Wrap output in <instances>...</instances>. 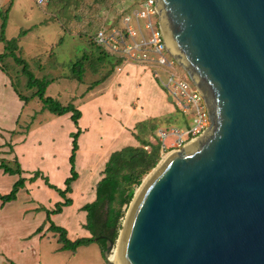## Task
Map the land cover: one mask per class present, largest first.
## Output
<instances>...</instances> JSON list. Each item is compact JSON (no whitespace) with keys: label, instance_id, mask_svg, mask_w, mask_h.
<instances>
[{"label":"water","instance_id":"obj_1","mask_svg":"<svg viewBox=\"0 0 264 264\" xmlns=\"http://www.w3.org/2000/svg\"><path fill=\"white\" fill-rule=\"evenodd\" d=\"M156 8L211 126L143 181L105 257L120 245L118 264H264V0Z\"/></svg>","mask_w":264,"mask_h":264},{"label":"rangeland","instance_id":"obj_2","mask_svg":"<svg viewBox=\"0 0 264 264\" xmlns=\"http://www.w3.org/2000/svg\"><path fill=\"white\" fill-rule=\"evenodd\" d=\"M143 1L145 0H49L48 3L39 5L36 0H14L13 3L15 5L18 3V5L14 6L15 9L10 14L5 37L7 39H18L21 48L18 52V57L28 63L30 71L36 78L50 82L46 90V96L58 100L62 105L74 103L73 99L75 97H77L79 105H86L87 100L85 98L82 99L81 96L86 93L87 88L93 89L95 82L107 78L97 88L113 90L116 93L118 104L122 105L123 119L127 118L131 112L128 107L133 110L132 119H141L142 116H144V119L146 117H161L147 121L139 129H130L135 137L138 135L142 140L156 146L159 140L155 138V132L159 129L183 128L186 123V116L180 113L172 102L168 101L170 96L159 80L153 76V68H145L131 60L111 56L94 43V38L99 30L111 32L122 29L123 18L137 10ZM0 46L4 47L5 44L3 43ZM82 60L84 81L80 83L72 80L73 78L70 79V77H74L72 72L73 64ZM13 62V59L5 61V65L9 70H11L10 63ZM126 64H132L131 66H134L135 70L140 72L139 76L144 78V83L140 82L141 84L139 83L138 86L133 82L132 67L130 65H127V68L125 67L124 71L120 72ZM175 68L179 74L187 76L177 62ZM119 78H127L129 80L121 82L122 84L115 82ZM25 79L27 80V77L24 76L22 81L20 79L16 80L17 87L30 96L37 89H31V92L27 91L24 87ZM138 88L145 92L142 97L137 95ZM107 90L104 91L101 98L104 96L108 97L109 91ZM33 101L32 107L35 109L43 106L37 97ZM114 105L111 100L101 103L102 117L107 113L106 109L115 111ZM84 111L86 118L83 125H91L92 128L95 126L94 133L87 135L82 140L79 170L83 180H86L90 175V171H93L92 174L95 173L94 163L100 157V155H95L93 152L94 142L92 138L97 137L98 132L102 131L101 134H105L107 137V139L104 137L102 140L105 143L112 144V140L116 139L115 146H119L116 151L121 148L120 145L125 142V138L117 136L119 128L116 122L113 121L115 119L110 117L111 114H108L110 116H107V118H101V123H98L93 118V114L98 116L100 113L98 108L96 109L90 103L84 106ZM153 127H155V130H153ZM173 139V136L169 137L166 143L170 144ZM149 147V151H151V146ZM172 150L174 149L167 148L163 152V145L161 144L157 166L172 153ZM100 166L101 163H97L98 169ZM150 173L144 177L143 181ZM101 176L103 178V172ZM140 186H135V193ZM129 207L130 205L124 206L126 214ZM125 217L123 220H125ZM44 221L40 224L43 225ZM122 229L119 231L117 240ZM58 238L59 235H55L50 231L45 232L43 239H41L42 249L56 253L61 245L58 242ZM90 247L102 248L98 242L92 243ZM81 252L77 255L70 253L59 255L56 253L47 264H84V259H87V255ZM101 253L102 264H110L102 250Z\"/></svg>","mask_w":264,"mask_h":264},{"label":"crops","instance_id":"obj_3","mask_svg":"<svg viewBox=\"0 0 264 264\" xmlns=\"http://www.w3.org/2000/svg\"><path fill=\"white\" fill-rule=\"evenodd\" d=\"M13 2L14 0H0V11H5L10 7L6 29L10 21V14L14 11V6L18 5V3L15 5ZM1 23L0 19V30ZM8 40L11 39L8 38ZM1 44L3 43L0 42ZM4 47L0 46V54L4 53ZM11 59L7 58L6 61H11ZM10 64L11 70L5 66L6 71H4L0 66V164L3 161L15 163L18 160L22 169V177L26 179V185L25 188L19 191L15 201L3 204L0 200V264H43L44 262L47 264L56 253L59 255L66 253L77 255L81 251L87 255L84 264H102L101 250L103 252V249L91 248V244L78 248L75 253L62 251L61 245L56 253L42 249L41 239H43L45 232H49L50 227V224L46 221L47 214L44 209H55L56 204L62 202L63 199L55 190L50 189L43 179L40 178L34 183L29 180L35 172L39 171L45 177H48L52 185L62 190L65 189V181L70 176L71 169L69 158L72 150V138L70 135L76 132L77 128L71 120V113L64 116H55L45 110L43 106L39 109L32 107V102L34 103L33 100L36 97L32 98L33 94L29 96L17 87L16 80L20 79L22 81L24 79L21 67L16 65L15 62ZM127 65L131 66L132 64L124 65L120 72H123ZM131 67L133 82L139 86L140 82L144 83V78L139 76L140 72L135 70L134 66ZM127 80L129 79L119 78L115 82L123 83ZM24 81H26L25 89L31 92L27 88V80ZM98 86L94 87L96 89L87 88L86 93L81 96L82 99L87 100L84 106L92 103L96 109L100 110L98 116L93 114L95 122L101 123V118L109 117L108 114H111L110 117L115 119L113 121L116 122L119 128L117 136L125 138V142L120 145L121 148L117 151L129 146L138 147L140 143L130 129L134 130L141 122L161 117H146L144 119V116H142L141 119H132L133 110L128 107L131 112L127 118L123 119L122 105L118 104L116 93L113 90L109 91V89H98ZM106 90L109 91L108 97L101 98ZM19 94L30 98V101H23ZM144 94L145 92L138 88L137 95L142 97ZM76 98L73 99L74 103L69 104L75 105L82 113L79 127L83 133L79 138V151L76 159L79 179L73 183L72 193L67 195L72 199L73 204L65 207L61 214L51 216V220L56 226L67 230L68 238L71 241L92 237L91 232L85 229L87 212L83 211L82 208L96 200L95 190L98 182L102 179L101 173L111 154L116 152V148L119 147L115 146V138V140H112V144L102 141L104 137L106 139L107 137L105 134H101L102 131H99L97 137L92 138L94 142L93 152L95 155H100L98 161L94 163L95 173L92 174L93 171H90L89 177L83 180L79 170L82 140L87 135L94 133L95 126L92 128L91 125H83L86 118L84 106L79 105ZM108 100L113 101L115 104V111L106 109L107 113L102 117L101 103ZM97 163H101L99 169ZM19 179V175L6 174L3 169H0V195L9 194ZM42 221H44L43 225L40 224ZM39 225L44 228L41 233L37 232L41 227L38 228ZM70 259L72 260V258Z\"/></svg>","mask_w":264,"mask_h":264},{"label":"trees","instance_id":"obj_4","mask_svg":"<svg viewBox=\"0 0 264 264\" xmlns=\"http://www.w3.org/2000/svg\"><path fill=\"white\" fill-rule=\"evenodd\" d=\"M9 12L10 7L5 11H0V19L2 21L0 42L5 44V51L0 55V66L6 71V65H4V63L7 58H12L15 64L21 67V73L27 77V88L29 90L37 89L33 93L32 98L37 97L42 102L44 106L43 108L55 116H64L71 113V120L77 128V131L70 135L72 138V150L69 158L71 169L70 176L65 181V189L62 190L52 185L48 177H45L39 171L35 172L34 176L29 180L31 183H34L40 178L43 179L45 184L50 189L55 190L63 199L62 202L56 204L55 209H44L47 214L46 221L50 224L48 231L59 235L58 242L61 244L62 251H71L75 253L80 247L98 242L101 244L103 252H105L109 242H116L117 240L119 231L122 228L123 218L126 214L124 206L131 204L135 195V186H140L144 177L157 166L160 158L161 143L159 142L155 146L150 142L142 140L136 135V138L142 146L125 147L111 154L105 165L103 178L96 186V200L82 208L83 211L87 212V224L85 225V229L91 232L92 237L71 241L68 238L67 230L63 227L56 226L52 222L51 216L61 214L65 207H69L73 204L72 199L67 195L72 193V185L79 179L76 159L79 151V138L83 133L82 129L79 127V120L82 117V113L73 104L64 106L58 100L46 96V90L50 82L36 78L30 71L28 63L24 59L18 57L17 53L20 48L18 39L8 40L5 37ZM82 63L83 60L73 64L72 72L74 77L71 76L70 79L73 78L72 80L83 82L84 66ZM106 79L95 82L94 87L100 85L106 81ZM19 96L23 101H30V98L28 97L22 96L21 94H19ZM146 122L147 121L139 123L136 126V129L141 128ZM153 130H155V127H153ZM156 133L157 132H155V138H157ZM148 145L151 146V151L144 149V147ZM0 169H3L6 174L20 176V179L15 183L9 194L0 195V200L3 204H6L17 199L19 191L25 188L26 179L22 177V169L18 160L15 163L3 161L0 164ZM43 229L44 228L41 226L37 232L41 233Z\"/></svg>","mask_w":264,"mask_h":264},{"label":"built area","instance_id":"obj_5","mask_svg":"<svg viewBox=\"0 0 264 264\" xmlns=\"http://www.w3.org/2000/svg\"><path fill=\"white\" fill-rule=\"evenodd\" d=\"M49 0H36L39 5ZM156 0H145L132 14L123 18V28L107 32L99 30L95 45L111 56L133 61L145 68H153V76L172 98L174 107L186 116L183 128L159 129L157 139L174 151L183 150L191 142L200 139L211 126L210 113L203 94L187 76L176 71L177 60L168 50L161 26ZM178 63V62H177ZM174 139L170 144L169 137ZM149 151L150 147L145 146ZM124 223V220H123Z\"/></svg>","mask_w":264,"mask_h":264},{"label":"bare ground","instance_id":"obj_6","mask_svg":"<svg viewBox=\"0 0 264 264\" xmlns=\"http://www.w3.org/2000/svg\"><path fill=\"white\" fill-rule=\"evenodd\" d=\"M198 140H199V139H197V140L191 142L190 144H188V145L186 146V148H187L188 146L192 145L193 143H195V142L198 141ZM174 152H176V151H174ZM174 152H172V153H174ZM170 154H171V153H170ZM170 154H169V155H170ZM167 157H168V156H167ZM167 157L163 160V162H165V161L167 160ZM119 247H120V245H119ZM119 247H117V248L113 251V253L109 256V261H110L111 263H113V264H118V263L116 262V260H117V256H118Z\"/></svg>","mask_w":264,"mask_h":264}]
</instances>
